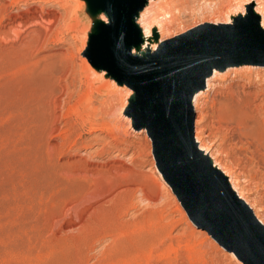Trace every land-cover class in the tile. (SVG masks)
Here are the masks:
<instances>
[{
    "label": "rangeland",
    "instance_id": "374dc122",
    "mask_svg": "<svg viewBox=\"0 0 264 264\" xmlns=\"http://www.w3.org/2000/svg\"><path fill=\"white\" fill-rule=\"evenodd\" d=\"M76 1L0 0V264H244L188 218L163 176L167 191L152 181L162 174L134 85L86 79L81 58L100 66L88 57L93 38L74 35ZM255 1L186 0L162 19L156 47L188 32L227 38L256 17L242 22L241 8H264ZM259 31L252 49L264 52ZM237 66L213 79L193 127L264 222V172L223 139L211 112L230 84L264 91V61Z\"/></svg>",
    "mask_w": 264,
    "mask_h": 264
},
{
    "label": "water",
    "instance_id": "95a60500",
    "mask_svg": "<svg viewBox=\"0 0 264 264\" xmlns=\"http://www.w3.org/2000/svg\"><path fill=\"white\" fill-rule=\"evenodd\" d=\"M93 1L113 18L108 28L93 37L88 57L134 85L140 126L151 141L155 165L188 218L244 264H264V226L192 147L190 104L191 87L201 84L210 67L248 59L264 61V52L252 49L254 24L233 26L227 38L179 34L162 40L146 58L125 54L123 49L113 58L106 52L132 26L128 0Z\"/></svg>",
    "mask_w": 264,
    "mask_h": 264
},
{
    "label": "bare ground",
    "instance_id": "6f19581e",
    "mask_svg": "<svg viewBox=\"0 0 264 264\" xmlns=\"http://www.w3.org/2000/svg\"><path fill=\"white\" fill-rule=\"evenodd\" d=\"M257 1H255V5L259 4H257ZM185 2L186 0H128V8L131 12L130 21L132 22V26H130L129 30H125L121 34L118 43L115 44L113 49L107 51L106 54L109 57L116 58L118 56L119 50L123 49L125 54L142 56L146 58L153 52L156 45L162 38L163 29L166 28L165 25H167L164 24L166 22H163L162 19L165 17L169 18L173 8L177 5L180 6L182 3L185 4ZM259 6L250 9L246 7L241 8L242 10L240 11L241 13L239 14V18H241L240 20L242 21L252 15H256V17L252 16L250 19L242 22L247 26L248 24L252 25L253 23L255 29L257 26L259 30H264V8ZM177 11H179V9ZM78 12H80V14ZM230 12H232V10ZM112 18V13L107 12L100 6H97L93 0L76 1V7L72 20L74 35L77 36L78 34L84 33L89 44L90 40L96 34L109 27ZM244 24L242 26H244ZM259 30L256 29V31L260 32ZM80 47H83V45ZM81 59V68H84L87 71V80L91 79L93 82L100 81L103 85H108L110 82L115 81L118 83V85H120L121 82L117 73L108 72L102 67H93V65L89 64L85 58ZM237 65L224 64L223 68L220 66H213L210 67L207 72H204L202 75L201 84H194L190 89V104L192 110L193 108H200L201 110V107H204V97L208 95V93H205L210 91L213 85V79L222 73V71L227 72L229 68H233ZM88 81L87 83L90 82ZM91 83L92 82H90V84ZM95 86L97 88L98 85ZM240 87H238L237 84H230L224 93L218 95L215 94L216 96L213 98V111L211 112L214 114L213 117L216 118L217 128L222 131L223 139H228L231 142L230 145L234 146L238 151H249L250 158H252L256 166L264 172V91L258 90L255 92H248L243 90L242 86ZM261 94L263 95V100L261 99L262 102H256L257 96ZM131 95L134 97V93L132 91ZM204 119L205 116L201 115L198 116L196 120L194 119L193 122L196 123V125H200ZM193 129L195 130V137L192 138V147L195 153H197L206 162V165L212 173L216 174L219 179L225 182L226 186L233 193V196L243 206L249 208V210L256 217L257 221L264 226L263 220L252 211V206L248 202L247 198L243 195L244 190L239 188V176L236 175L232 170H229L230 166L228 168L224 167L225 164L222 166L220 163L221 160L219 161L216 154L219 152L214 151L215 147L211 151L212 147L203 137V129L200 127L198 128L197 126L193 127ZM151 177L152 181L158 186L164 188L166 191L168 190L162 179V175L156 176L152 174ZM120 250L121 248L117 247V252ZM115 256H117V254H115Z\"/></svg>",
    "mask_w": 264,
    "mask_h": 264
}]
</instances>
